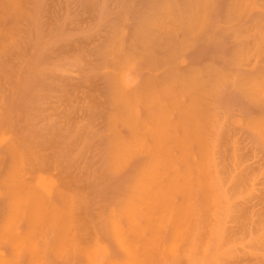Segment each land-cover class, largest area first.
I'll return each mask as SVG.
<instances>
[{
    "label": "rangeland",
    "instance_id": "1",
    "mask_svg": "<svg viewBox=\"0 0 264 264\" xmlns=\"http://www.w3.org/2000/svg\"><path fill=\"white\" fill-rule=\"evenodd\" d=\"M0 264H264V0H0Z\"/></svg>",
    "mask_w": 264,
    "mask_h": 264
}]
</instances>
